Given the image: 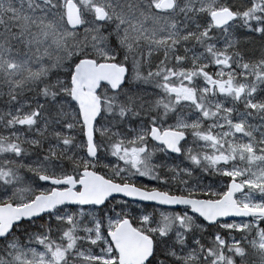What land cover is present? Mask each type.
<instances>
[{
    "label": "snow or ice",
    "instance_id": "obj_1",
    "mask_svg": "<svg viewBox=\"0 0 264 264\" xmlns=\"http://www.w3.org/2000/svg\"><path fill=\"white\" fill-rule=\"evenodd\" d=\"M0 102V264H264V0H0Z\"/></svg>",
    "mask_w": 264,
    "mask_h": 264
},
{
    "label": "rangeland",
    "instance_id": "obj_2",
    "mask_svg": "<svg viewBox=\"0 0 264 264\" xmlns=\"http://www.w3.org/2000/svg\"><path fill=\"white\" fill-rule=\"evenodd\" d=\"M243 29H238L237 32L235 33V35L237 36V38L241 39L243 41L244 37L241 35L243 33ZM242 47L245 48L246 52L248 53H251L252 54V50L255 49V55L258 56L259 55V41L257 40L254 44H249V45H241ZM197 50L198 47H197ZM260 97H257V99H259ZM242 108V105L240 106ZM4 109V105L2 102H0V110H3ZM251 123H256V124H259V119L257 118L255 121H251ZM188 140H189V143L187 145H185L186 147H192L193 149H196L197 145L196 143L192 142L191 140V137H188ZM163 154L161 153H157L156 154V157L159 158V157H162ZM113 159V162H115L114 158H111ZM173 165H176V164H179L181 167H185V166H188V167H191L190 165H188V162L187 161H184V158L181 156L179 157V159H175L173 158L171 161H170ZM183 162V163H181ZM193 174L194 176H199L201 178V181L204 185H208V184H211L214 188L217 187L218 185L221 184V181H220V178L217 177V176H214L213 174H211L210 172L209 173H202L199 171V169H194L193 170ZM141 182L143 183H148V184H154L155 182L152 181H147L146 178H138ZM185 179H187V177H185ZM145 211H152V207H149L147 206L145 209ZM138 211V210H137ZM209 232H213L214 234V230H211L210 228H208L206 230V233L205 235H208Z\"/></svg>",
    "mask_w": 264,
    "mask_h": 264
},
{
    "label": "water",
    "instance_id": "obj_3",
    "mask_svg": "<svg viewBox=\"0 0 264 264\" xmlns=\"http://www.w3.org/2000/svg\"><path fill=\"white\" fill-rule=\"evenodd\" d=\"M173 157H175V154H172ZM143 203H148L149 207H152L151 204L149 202H142ZM163 209H168L169 206H161ZM179 208V206H173V210H177Z\"/></svg>",
    "mask_w": 264,
    "mask_h": 264
},
{
    "label": "trees",
    "instance_id": "obj_4",
    "mask_svg": "<svg viewBox=\"0 0 264 264\" xmlns=\"http://www.w3.org/2000/svg\"><path fill=\"white\" fill-rule=\"evenodd\" d=\"M249 55H252L251 53H249ZM211 230H213L212 228H210ZM209 233H212L213 234V232H209ZM207 236V235H206ZM238 259V258H237Z\"/></svg>",
    "mask_w": 264,
    "mask_h": 264
}]
</instances>
